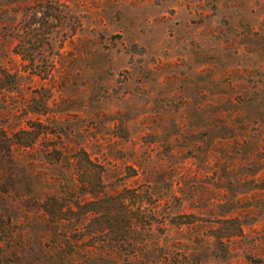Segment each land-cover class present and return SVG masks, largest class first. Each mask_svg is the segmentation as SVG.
Masks as SVG:
<instances>
[{"label": "rangeland", "instance_id": "374dc122", "mask_svg": "<svg viewBox=\"0 0 264 264\" xmlns=\"http://www.w3.org/2000/svg\"><path fill=\"white\" fill-rule=\"evenodd\" d=\"M0 264H264V0H0Z\"/></svg>", "mask_w": 264, "mask_h": 264}, {"label": "trees", "instance_id": "16d2710c", "mask_svg": "<svg viewBox=\"0 0 264 264\" xmlns=\"http://www.w3.org/2000/svg\"><path fill=\"white\" fill-rule=\"evenodd\" d=\"M23 146H27V145H23ZM109 202L113 203V204H116L118 201V199L114 198V197H109ZM100 201V199H97V200H88L85 202V204H91V205H94L96 203H98ZM90 210H93V209H90ZM229 237V236H228Z\"/></svg>", "mask_w": 264, "mask_h": 264}]
</instances>
